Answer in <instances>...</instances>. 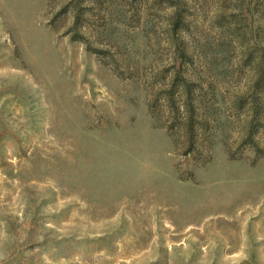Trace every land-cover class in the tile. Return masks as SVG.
Instances as JSON below:
<instances>
[{
    "label": "rangeland",
    "instance_id": "374dc122",
    "mask_svg": "<svg viewBox=\"0 0 264 264\" xmlns=\"http://www.w3.org/2000/svg\"><path fill=\"white\" fill-rule=\"evenodd\" d=\"M0 264H264V0H0Z\"/></svg>",
    "mask_w": 264,
    "mask_h": 264
}]
</instances>
